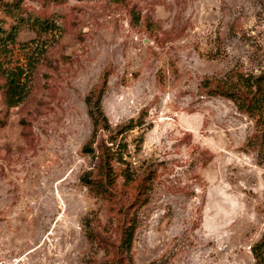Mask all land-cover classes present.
<instances>
[{"label": "rangeland", "instance_id": "obj_1", "mask_svg": "<svg viewBox=\"0 0 264 264\" xmlns=\"http://www.w3.org/2000/svg\"><path fill=\"white\" fill-rule=\"evenodd\" d=\"M11 28L0 264H264V0H0Z\"/></svg>", "mask_w": 264, "mask_h": 264}, {"label": "trees", "instance_id": "obj_2", "mask_svg": "<svg viewBox=\"0 0 264 264\" xmlns=\"http://www.w3.org/2000/svg\"><path fill=\"white\" fill-rule=\"evenodd\" d=\"M38 27H41V29L43 31H47L49 29H51V25L49 24V22L47 20L43 21V22H39L37 21ZM16 28H11L8 32L2 31L0 29V53L4 52L7 50V46L8 45H12L15 43V38H16ZM251 86V84H250ZM23 98V90L22 87L16 83V80L14 77H10L7 79L6 83H5V90H4V100L5 102L10 105V106H14L17 103H19ZM226 98L230 99L232 102L237 104V107L240 111L244 110L245 112H252L255 110H258L259 107L261 106V101L260 99H255L252 101L251 103H246L245 100H243V102L241 100H239L237 97H235V95L233 93H227L226 94ZM89 114L93 117V123L96 124L97 120L95 119L94 114H96V112L93 110H89ZM88 183V182H87ZM133 226H128V228L125 230V234H124V240L122 242V247H124V249H126L127 251L131 248V244H132V237H133ZM264 245V237H263V241L262 243H260L259 245H257L254 248V255L255 258L258 259L259 262L262 261V256H261V246Z\"/></svg>", "mask_w": 264, "mask_h": 264}]
</instances>
